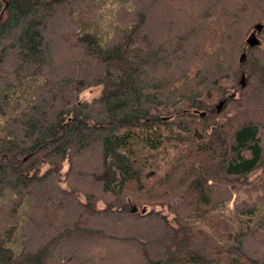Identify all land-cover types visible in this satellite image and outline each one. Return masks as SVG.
Returning <instances> with one entry per match:
<instances>
[{"label":"trees","instance_id":"obj_1","mask_svg":"<svg viewBox=\"0 0 264 264\" xmlns=\"http://www.w3.org/2000/svg\"><path fill=\"white\" fill-rule=\"evenodd\" d=\"M0 264H264V0H0Z\"/></svg>","mask_w":264,"mask_h":264},{"label":"rangeland","instance_id":"obj_2","mask_svg":"<svg viewBox=\"0 0 264 264\" xmlns=\"http://www.w3.org/2000/svg\"><path fill=\"white\" fill-rule=\"evenodd\" d=\"M256 26H257V25H256ZM260 29H261V27H260ZM260 29H257V30L259 31ZM250 40H251V41H255V40L259 41V39H256L254 36H251ZM98 92H99V87L88 88V89L84 90V91L80 94L79 98H80V100H90V99H92L93 97H95V96L98 94ZM217 105H218V104H217ZM217 105H216V106H217ZM226 207H227L228 210H229V209H232V203H231V202L228 203ZM133 208H134V207H133ZM136 210H137V209H136ZM142 212H144V211H142ZM246 218H248V217H246ZM246 218H244V219H246ZM232 220H235V221H236V218L233 217Z\"/></svg>","mask_w":264,"mask_h":264},{"label":"water","instance_id":"obj_3","mask_svg":"<svg viewBox=\"0 0 264 264\" xmlns=\"http://www.w3.org/2000/svg\"><path fill=\"white\" fill-rule=\"evenodd\" d=\"M256 29H260V26L257 25V26H256ZM241 85H242L243 87L245 86V80H244V77H242V79H241ZM222 106H223V103H222V102H219L218 105L216 106V110H217V112H220ZM131 211H132V212H135V211H136V208H135V207L132 208ZM143 211H144V210H143Z\"/></svg>","mask_w":264,"mask_h":264}]
</instances>
